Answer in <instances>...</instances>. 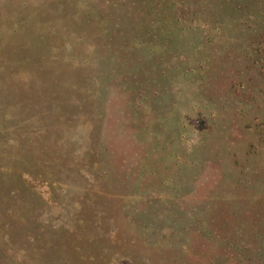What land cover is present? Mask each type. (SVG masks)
Wrapping results in <instances>:
<instances>
[{
  "label": "rangeland",
  "instance_id": "rangeland-1",
  "mask_svg": "<svg viewBox=\"0 0 264 264\" xmlns=\"http://www.w3.org/2000/svg\"><path fill=\"white\" fill-rule=\"evenodd\" d=\"M6 1L13 6L19 2ZM64 1L72 7L70 23L82 19L88 31L85 43L93 55L88 60L93 65L87 66L94 68V74L98 69L92 77L97 81L88 89L71 92L74 96L67 95L65 107H54L55 114H47L44 121L47 108L36 112L31 109L37 107L30 98H22L2 85L0 102L11 96L8 111L26 118L31 127L26 149L19 150V155L12 159L8 148L2 149L6 154L0 151V264H211L220 248L213 247L214 241L200 226H189L200 222L203 215L197 206L206 209L218 192L214 171L220 163H208L214 155L205 162L192 155L185 158L191 152L188 146L197 138L191 127L202 128L216 113L220 117L226 114L233 124L234 102L245 103L244 98L255 105L258 116L264 114V0H239L243 8L250 2L249 9L255 14L246 26L230 9L229 15L223 10L227 18L216 21L219 7L226 8L229 0H209L201 12L196 8L200 0H184L180 15L193 9L197 14V21L191 24L196 28L189 33L173 26L178 10H171L172 0H136V12L118 10L115 5L112 8L111 0ZM258 17L263 22L256 24ZM77 26H55L46 33L43 28L32 30L39 44L35 47L38 63L49 65L48 72L53 75L60 73V63H67L60 54L71 55L67 47L70 40L63 51H58L59 31L73 37ZM147 30L153 31L152 39L146 38L152 50L142 56V74L133 79L125 74L123 79L118 77L106 52L101 54L103 49H110L105 44L113 45ZM10 33L14 31H2L3 36ZM8 39L17 43L2 53L10 58L3 59V64L24 66L28 60L23 55L29 57L32 45L25 43L23 35L4 36L5 43ZM196 41L199 48L189 47ZM20 44L25 52L17 48ZM194 51H201L204 57L193 58ZM193 60H201L203 66H193ZM35 61L32 56L31 62ZM67 64L86 67L78 60ZM104 69L107 79L100 76ZM56 76L65 80L63 93L69 92L74 85L71 77ZM193 96L200 99H195L199 100L197 110L190 108ZM168 97L174 101L168 103ZM248 103L243 108L247 109ZM8 111L6 116L11 115ZM34 113L42 116L35 125L31 121ZM178 117L183 129L180 143L174 137ZM248 118L242 142L251 144L252 132L264 128V120L253 124L251 121L258 117ZM233 125V138L241 139V126ZM37 127L42 129V136H37ZM218 132L215 130L214 135ZM217 139H209L205 147L212 150ZM183 150L185 156L180 154ZM176 154L180 168L173 171ZM263 155H254L252 161H260L264 170ZM215 206L219 209L216 217H211L213 223L219 221L224 204L213 202ZM213 227L209 236L216 242L219 232ZM222 260L221 264H233Z\"/></svg>",
  "mask_w": 264,
  "mask_h": 264
},
{
  "label": "trees",
  "instance_id": "trees-1",
  "mask_svg": "<svg viewBox=\"0 0 264 264\" xmlns=\"http://www.w3.org/2000/svg\"><path fill=\"white\" fill-rule=\"evenodd\" d=\"M16 1L19 2H17L16 6H13L8 4L6 0H0V92L2 91L3 85L4 88H9L12 93H17V95L20 94L22 98H30L28 100L34 105V107H37L30 108L34 109L36 112L41 107L47 108V113L45 114V116H43L44 121L47 118V114H50L51 112L55 114L52 111L54 107H56L57 109L59 107H65L68 100L67 95H75L71 94V92L76 93L81 89L83 90V88L88 89V86L91 85L92 82L94 83L95 78L92 79V77L98 74V69H96V72L94 74V68L92 66L88 68L87 66V64H92L88 60L90 56H93L88 49V43H85V41L89 39L88 31L86 27L83 26L82 19L77 23H70L71 21H69L68 12L71 11L72 7L69 6L66 1L42 0L43 2L41 4L39 3L40 0ZM135 1L136 0H111L110 5H112V8L115 5L116 9L118 10H132L131 12H136L134 11L136 10V8L133 10L134 6L136 5ZM229 1V4L226 2H223L222 4H228L226 8H222L221 6L219 7V13L217 14L216 21L218 19H222V17L227 18L224 17L225 13L223 12V10L228 9H230L232 12H235L233 16H238L240 19L238 21H241L244 26H246L249 21L252 20V18L255 19V14L249 9L250 2L247 3L249 7L243 8L241 7V3L239 0ZM208 2L209 0H200L199 2H197L196 8L201 12L204 10L203 5H206ZM169 3L170 5L172 4L171 10H178L176 11L178 15H174L177 17L172 21L173 26L175 28H178L181 33H183L184 31H188L187 33L192 32L194 28H196V26L191 24L197 21V14H195V10H189L188 13H183L182 16L180 15L181 13L179 9L184 5V0H172ZM241 11H243L242 14ZM228 12L229 10L227 11V13ZM128 16H131V14L128 13ZM201 16L202 15H200V18ZM183 19L187 20L183 21ZM209 20L211 21L210 18ZM257 20L258 21L256 22V24H258L261 19L258 17ZM261 22L263 21L261 20ZM68 24L71 25V28L78 24V26L76 27L75 35L71 37L70 34L68 35V37H66L63 35L69 32L62 30L59 31L62 38L60 39L61 43H59L58 51H63L65 42L70 40L71 43L68 44L67 42V47L71 49V55L73 56H71L70 54H60L61 57H63L62 60L67 63L78 60L79 62H83L86 67L80 66L77 68H73L72 65L68 66L67 63H60V65L62 64L60 73L56 71V73H54V77L52 73L48 72L49 65L41 66V62L40 64L38 63L39 52L35 47H37L39 44H37V41H35V36L33 35L32 30L33 32H37L39 29L43 28L44 32L46 33L47 31H49V28H53L56 26V29H59L60 27L64 26L68 27ZM6 29L14 31V33H10L9 35L5 34L4 36H6V38H9L13 35H23L25 43H29L30 45H32V47L29 48L32 49L31 54H28L29 57L26 58L24 56L25 53L23 55V58L28 60L24 63V66H20L19 64H10L6 66L3 64L5 62V60L3 59L10 58L8 55L3 56L2 53L5 54V52L12 49V47L17 43V40L15 39L14 41L8 39V43L4 42L2 31ZM148 31L149 30L143 31V33L139 34H132L130 35L131 37L128 38L124 37L118 42H113V45H106L107 43L105 44V46L110 47V49L108 52L103 49V53L101 54H104L106 52L104 55L107 56L108 62L111 61L113 62L114 67L116 66V68L114 69L118 74V77L122 75L121 77L123 79V74H125L129 78H131L132 76L133 78H135L136 75L138 76L142 74L140 73V63L142 56L147 55L146 52L152 50V46L148 44L146 38L152 39L153 31H149L151 34H148ZM262 32L264 33V30ZM102 39L108 42V39H106L105 37H102ZM262 40H264V37L262 38ZM197 45L199 44L196 41V43L194 44H189V47L196 48L198 47ZM17 48L19 50H22L21 52H25V47H23L22 44L17 45ZM194 53L195 54H191L193 58L200 59L204 57L201 51H194ZM32 56L35 57V62H31ZM66 56H68L69 58L67 61ZM193 62V66H203L201 60L197 63H195V60H193ZM80 68H85L86 70L83 71ZM59 74L64 75V78L66 79H69L71 77V80L74 82V85L70 86V93H63L65 80H60V77L56 76ZM50 76L52 77L49 79ZM100 76H104L105 79L109 78L106 69H104L103 72L100 73ZM119 82H121V80ZM81 92L83 93V91ZM195 99L199 98L193 96V100ZM244 99L245 103L240 102L239 104H236L234 102V104L236 105V108L234 109V116H236V120H233V124L241 126L238 132L241 139L233 138V134H235L236 132L232 128L234 127V125L232 124L231 119H229L226 114H223V116L220 117L216 113V115H211L210 122L209 120H205L204 126H201L202 128L199 129L197 127L196 130L195 128H193V126L191 127L197 132L196 142L194 145L188 146L187 150L191 149L190 154L188 152L186 155V150H183L182 153H180L181 156L186 155L185 158H187L188 155L190 157L192 155L194 159L199 161L202 160L204 162L206 160H211V156L214 155V159L209 161L208 163H220V167H218L217 170L214 171L215 176L218 177L217 183L215 185L219 187L218 192H215L212 202L206 209L204 208V206H197L199 207L197 210L203 212V215H206L207 217L204 218V216L201 215V218L199 219L200 222L198 220L193 221L189 226L190 228H194V226L197 225L200 226L204 235L208 234L209 239L214 241L213 247L217 245L220 248L218 249V257L214 255L211 258V264H221V261H223L222 259H224V261H231L233 262V264H264V193L261 189V187L264 188V170L259 166L260 161H257V163H253L252 161V157L254 155H257L258 153H264V128H258L252 132L253 139L251 140V144L242 142V139L246 137L245 130H247L250 123H245L246 120L249 121L250 119L248 118V116H251V120L252 116L258 117L251 121L252 123L254 122L256 124L264 120L259 117L264 116V114H260L258 116L255 112V110H258L255 108V105L248 103L249 100L247 102L246 98ZM10 100L11 96H7L4 97V101L0 102V151H3V148H8L7 155L12 158L13 155L20 154L19 150L26 149V134L29 133V128L31 126L28 124L26 118L17 117L15 112L8 111L12 104L10 103ZM168 100V103L174 101L172 97H168ZM199 100H195L191 103L190 108L192 110H197ZM247 103V109L243 108V106ZM223 108L224 107H222L221 109L222 111ZM7 111L9 114H11L10 116H6ZM41 118L42 116H36L35 114L31 119L32 124L35 125V122L40 121ZM15 123H17L18 126H14ZM228 123L232 124V126H228ZM180 124L181 120L178 117L175 120L176 128L174 131V137L179 143L181 141L180 139H183L181 135L183 129L180 127ZM227 127H230L228 132ZM154 130L156 131L157 129ZM215 130H218L219 132L218 134L214 135ZM41 131L42 129L37 127V132H40L37 134V136L43 135ZM188 135H190L189 132ZM213 137L218 138L217 140L219 141L212 147V150H208V146L206 148L205 144L209 139H212ZM12 140L14 142L11 146L10 143ZM234 158L235 160H233ZM173 160L175 162L173 171H176L177 168L179 170V154L174 155ZM171 174L172 176H174L175 172H172ZM170 179L171 178H169L168 176L167 180ZM165 180L161 183V185L164 184ZM255 197L257 198L256 201H254ZM219 201H221V205L224 204L223 210L219 212V221L217 223H213L214 220H212L211 217H216V212L219 209L218 206L213 207V202ZM213 226L216 227L219 232V237L216 242L213 236H209L211 227ZM21 245H24V243H21Z\"/></svg>",
  "mask_w": 264,
  "mask_h": 264
}]
</instances>
